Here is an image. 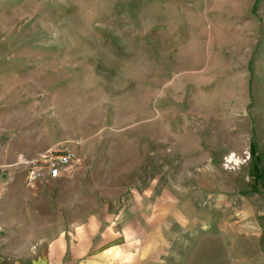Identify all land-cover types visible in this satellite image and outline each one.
I'll use <instances>...</instances> for the list:
<instances>
[{
    "label": "rangeland",
    "instance_id": "rangeland-1",
    "mask_svg": "<svg viewBox=\"0 0 264 264\" xmlns=\"http://www.w3.org/2000/svg\"><path fill=\"white\" fill-rule=\"evenodd\" d=\"M251 143L264 167V0H0L8 261L264 264Z\"/></svg>",
    "mask_w": 264,
    "mask_h": 264
},
{
    "label": "built area",
    "instance_id": "built-area-1",
    "mask_svg": "<svg viewBox=\"0 0 264 264\" xmlns=\"http://www.w3.org/2000/svg\"><path fill=\"white\" fill-rule=\"evenodd\" d=\"M79 164V157L69 145L55 146L30 160H24V184L29 190L39 184L67 176Z\"/></svg>",
    "mask_w": 264,
    "mask_h": 264
},
{
    "label": "trees",
    "instance_id": "trees-1",
    "mask_svg": "<svg viewBox=\"0 0 264 264\" xmlns=\"http://www.w3.org/2000/svg\"><path fill=\"white\" fill-rule=\"evenodd\" d=\"M251 167L249 177L253 180L251 190L257 192L259 190L258 183L261 181L264 184V167H261L262 156L256 153V145L251 143L250 147Z\"/></svg>",
    "mask_w": 264,
    "mask_h": 264
},
{
    "label": "crops",
    "instance_id": "crops-1",
    "mask_svg": "<svg viewBox=\"0 0 264 264\" xmlns=\"http://www.w3.org/2000/svg\"><path fill=\"white\" fill-rule=\"evenodd\" d=\"M8 190L10 191V188H8ZM8 260H7V257H5L0 251V264H16L15 262L12 263L11 260L10 261Z\"/></svg>",
    "mask_w": 264,
    "mask_h": 264
}]
</instances>
